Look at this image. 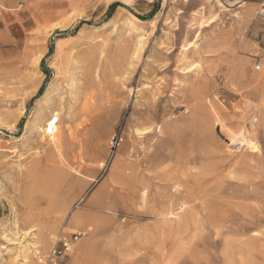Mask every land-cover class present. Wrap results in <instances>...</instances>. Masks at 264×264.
Masks as SVG:
<instances>
[{"label":"rangeland","instance_id":"1","mask_svg":"<svg viewBox=\"0 0 264 264\" xmlns=\"http://www.w3.org/2000/svg\"><path fill=\"white\" fill-rule=\"evenodd\" d=\"M41 1L0 14V264H264L261 0Z\"/></svg>","mask_w":264,"mask_h":264},{"label":"built area","instance_id":"2","mask_svg":"<svg viewBox=\"0 0 264 264\" xmlns=\"http://www.w3.org/2000/svg\"><path fill=\"white\" fill-rule=\"evenodd\" d=\"M221 3L227 4V0H221ZM257 18L264 23V0L259 2L256 11ZM258 69L259 67L256 66ZM54 119H50L48 128L53 125ZM84 235L83 231H75L67 235L64 230L59 231L52 240L49 250L45 254L37 252L34 255L33 264H58L60 258L65 255L72 248L73 244Z\"/></svg>","mask_w":264,"mask_h":264},{"label":"bare ground","instance_id":"3","mask_svg":"<svg viewBox=\"0 0 264 264\" xmlns=\"http://www.w3.org/2000/svg\"><path fill=\"white\" fill-rule=\"evenodd\" d=\"M50 119H54L55 121H54V123H53V125H50L51 127L50 128H48V124H49V121H50ZM49 120H48V122H47V124H46V128H45V132L47 133V135H50V137H51V140H52V142H53V145L56 147L57 146V143H58V138H59V134H58V128H57V126L55 125L56 124V119L55 118H50ZM41 125L42 124H39V127H41ZM54 127H56V129H55V133H54ZM43 128H41V130H42ZM160 129H161V126H159L158 127V131L160 132ZM153 130L151 129V128H149V129H146V131H144L143 132V134H148L149 132H152ZM42 132V131H41ZM44 133V132H43ZM54 133V134H53ZM41 135H42V133H41ZM45 135V134H44ZM46 135V136H47ZM241 137V136H240ZM239 137V135H238V138H240ZM243 138V137H242ZM41 139H43V137L41 136ZM236 139V138H235ZM245 139H247V138H245ZM45 140V139H44ZM230 140H232V138L230 137ZM43 140H41V142H42ZM237 141V140H236ZM52 142H51V144H52ZM238 142V141H237ZM240 143V142H239ZM246 144V146L249 148V149H251V150H255V149H257V146H256V143L255 142H252V140L251 141H248V142H246L245 143ZM153 156V152L151 153V155L149 156V159H150V157H152ZM175 189V188H174ZM140 198L142 199V200H145L146 198H147V192H146V190L143 188L142 189V192H141V194H140ZM173 212H169L167 215H171ZM231 215L232 214H228V215H224V217H225V219H226V221H227V223H228V221H229V219H230V217H231ZM235 215H238V214H235ZM250 218H253V216H250ZM49 217L48 216H45V217H43L42 218V220L40 221V227L43 229V228H45L46 226H47V224L49 223ZM249 222H250V220H249ZM249 222H245V221H243V222H241V223H239V224H237L236 226L234 225V223H232L231 225L230 224H227V227L229 228V229H232V230H241V231H244V230H246L247 229V223H249ZM253 223H255V222H253ZM16 224V223H15ZM253 234H257V232L256 231H253ZM14 235V234H13ZM36 244V243H35ZM36 247V246H35ZM26 257V256H25Z\"/></svg>","mask_w":264,"mask_h":264},{"label":"crops","instance_id":"4","mask_svg":"<svg viewBox=\"0 0 264 264\" xmlns=\"http://www.w3.org/2000/svg\"><path fill=\"white\" fill-rule=\"evenodd\" d=\"M22 4H45L41 0H0V14L2 13V9H12L14 5H18L21 7ZM2 7V8H1ZM28 17H25L22 22L27 24ZM5 28H12L13 25H16V22L13 20H8V22L4 23Z\"/></svg>","mask_w":264,"mask_h":264},{"label":"trees","instance_id":"5","mask_svg":"<svg viewBox=\"0 0 264 264\" xmlns=\"http://www.w3.org/2000/svg\"><path fill=\"white\" fill-rule=\"evenodd\" d=\"M42 62H43V60H42ZM40 92H41V88L38 90L36 97L40 94Z\"/></svg>","mask_w":264,"mask_h":264}]
</instances>
